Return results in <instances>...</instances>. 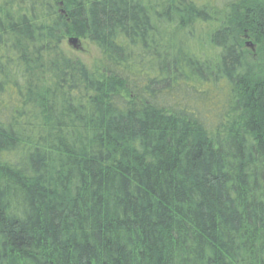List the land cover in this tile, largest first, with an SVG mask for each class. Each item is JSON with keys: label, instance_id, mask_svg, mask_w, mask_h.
Listing matches in <instances>:
<instances>
[{"label": "trees", "instance_id": "trees-1", "mask_svg": "<svg viewBox=\"0 0 264 264\" xmlns=\"http://www.w3.org/2000/svg\"><path fill=\"white\" fill-rule=\"evenodd\" d=\"M217 3L0 0V264H264V0Z\"/></svg>", "mask_w": 264, "mask_h": 264}, {"label": "rangeland", "instance_id": "rangeland-1", "mask_svg": "<svg viewBox=\"0 0 264 264\" xmlns=\"http://www.w3.org/2000/svg\"><path fill=\"white\" fill-rule=\"evenodd\" d=\"M226 1L228 2L230 0H217L218 2L217 6L221 7ZM69 39L70 38L66 39L63 42L61 46L62 53L67 57L80 60L89 69V71L93 72L96 75H99L102 71L100 65L99 51L93 45H91L87 40H80V39L79 40L81 44V50L76 51L68 44L67 41ZM245 48L248 52L247 56L249 58V61L255 64L256 67H260L264 71V55L258 54L256 47L252 44H247ZM218 104L220 107H222L221 103ZM204 108L206 109V107ZM218 112L219 110H217V112L216 111L210 112V115H212L211 119L215 120Z\"/></svg>", "mask_w": 264, "mask_h": 264}, {"label": "water", "instance_id": "water-1", "mask_svg": "<svg viewBox=\"0 0 264 264\" xmlns=\"http://www.w3.org/2000/svg\"><path fill=\"white\" fill-rule=\"evenodd\" d=\"M67 42L74 50L76 51L81 50V44L78 38H70Z\"/></svg>", "mask_w": 264, "mask_h": 264}]
</instances>
